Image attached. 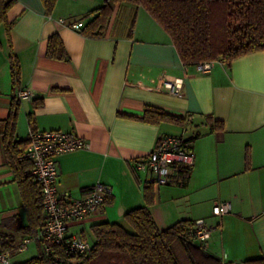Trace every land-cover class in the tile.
I'll use <instances>...</instances> for the list:
<instances>
[{
	"label": "crops",
	"instance_id": "1",
	"mask_svg": "<svg viewBox=\"0 0 264 264\" xmlns=\"http://www.w3.org/2000/svg\"><path fill=\"white\" fill-rule=\"evenodd\" d=\"M15 1L8 12L13 20L10 42L0 25V119L8 116L16 96L17 140L46 130L84 138L83 149L56 157L59 190L82 198L97 182L111 188V203L70 222L68 233L87 239L92 224L120 221L143 206V187L151 182L137 161L161 136L180 135L188 141L194 163L186 181L184 168L175 167L166 185L151 183L149 210L157 227L203 219L212 227L206 250L220 261L264 257V51L198 72L182 63L170 36L142 7L116 5L103 35L91 37L83 26L76 30L69 24H85L104 0H57L51 11L42 0ZM53 34L64 45V60L46 55ZM11 51L20 68L16 86ZM160 77L182 78V93L155 88ZM18 92L26 96L19 98ZM34 100L40 105L34 106ZM146 106L188 116L192 123H145L139 118ZM217 121L222 128H215ZM13 178L0 147L1 218L22 213ZM224 201L231 203V212L221 219L213 216L214 202ZM31 244L36 256L39 244Z\"/></svg>",
	"mask_w": 264,
	"mask_h": 264
},
{
	"label": "trees",
	"instance_id": "2",
	"mask_svg": "<svg viewBox=\"0 0 264 264\" xmlns=\"http://www.w3.org/2000/svg\"><path fill=\"white\" fill-rule=\"evenodd\" d=\"M56 1L42 0L47 11L53 9ZM15 2L0 0V25L4 27L9 42L13 20L9 19L8 12ZM116 5L144 8L170 36L185 66L218 59L229 64L247 53L264 51V0H104L83 24L82 32L91 37L103 35ZM133 23L134 20L130 25ZM46 55L61 60L67 58L58 35L49 37ZM9 60L11 80L16 86L20 68L12 51ZM38 102L34 100V106L40 105ZM19 108L20 101L14 96L8 116L0 119L3 160L13 173L22 199V213L0 217V249L10 251L12 256L19 253L14 251L16 246L25 237L35 235L46 219L40 185L25 173L31 165L18 158L28 143L27 139L15 138ZM189 118L146 106L139 119L149 124L183 125L185 121L192 123ZM28 121L32 124L30 115ZM215 128H222V123L217 121ZM182 172L186 181L189 168L184 167ZM143 198L144 205L129 210L120 221H102L90 226L93 239L88 254L66 255L62 246L56 244H52V251L45 254L38 243L36 256L21 262H13L11 256L10 264H221L200 242L188 236L194 222L182 219L165 229L157 227L149 210L154 200L153 186L149 182L143 187ZM105 203H111L110 197ZM81 236L86 239L83 234ZM241 264H264V257L248 259Z\"/></svg>",
	"mask_w": 264,
	"mask_h": 264
},
{
	"label": "built area",
	"instance_id": "3",
	"mask_svg": "<svg viewBox=\"0 0 264 264\" xmlns=\"http://www.w3.org/2000/svg\"><path fill=\"white\" fill-rule=\"evenodd\" d=\"M69 26L78 30L83 23L74 22ZM217 62L225 63L218 59L197 63L194 67L198 72H208ZM182 85V78L160 77L155 88H165L174 95H180ZM23 96H26V93L18 92L19 98ZM188 120L191 121L190 118ZM27 140L28 143L20 151L18 158L28 161L31 165L25 173L40 185L41 204L46 219L41 229L35 235L25 237L14 251L22 252L31 242H37L45 254L52 251V244L62 246L66 255L88 254L91 251L90 241L80 235L69 234L68 226L70 222L85 219L100 209L111 194L110 186L97 182L82 198H73L68 191L58 189L57 155L80 150L86 146L84 138L76 133L61 130L32 131ZM193 163L194 154L182 136L163 135L154 149L137 161V168L149 173V181L152 184L166 185L175 167L190 168ZM230 212V202H214L213 216L221 219ZM211 231L212 227L200 219L189 228L188 236L200 242L206 249ZM11 256L10 251L0 249V264H10ZM221 264L241 263L221 261Z\"/></svg>",
	"mask_w": 264,
	"mask_h": 264
},
{
	"label": "rangeland",
	"instance_id": "4",
	"mask_svg": "<svg viewBox=\"0 0 264 264\" xmlns=\"http://www.w3.org/2000/svg\"><path fill=\"white\" fill-rule=\"evenodd\" d=\"M2 29V26L0 27ZM87 239L89 241H91L93 239L92 234L90 232L87 233ZM28 248H26V250L24 252H19L16 253V255L14 254V256H12V261L13 262H19L22 260H25L26 258H29L31 256H33L36 253V245L35 244H29L27 246Z\"/></svg>",
	"mask_w": 264,
	"mask_h": 264
}]
</instances>
